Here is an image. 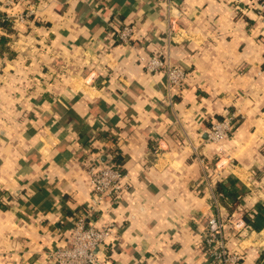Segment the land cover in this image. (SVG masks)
Segmentation results:
<instances>
[{
	"label": "crops",
	"instance_id": "crops-1",
	"mask_svg": "<svg viewBox=\"0 0 264 264\" xmlns=\"http://www.w3.org/2000/svg\"><path fill=\"white\" fill-rule=\"evenodd\" d=\"M0 29V264H56L93 190L91 162L118 152L125 187L93 217L113 227L102 264H215L219 212L239 264H264V17L259 0H27ZM135 28L131 45L116 32ZM183 68L179 89L141 60ZM236 114L229 139L212 125ZM222 188L216 208L210 185Z\"/></svg>",
	"mask_w": 264,
	"mask_h": 264
},
{
	"label": "built area",
	"instance_id": "built-area-1",
	"mask_svg": "<svg viewBox=\"0 0 264 264\" xmlns=\"http://www.w3.org/2000/svg\"><path fill=\"white\" fill-rule=\"evenodd\" d=\"M27 0H4L3 8L12 9L16 4L23 5ZM166 6L168 14L166 22L168 24L167 35L171 37L174 32L175 18L171 10V0H167ZM258 14L264 17V0L257 3ZM33 11L19 14L18 16L11 12H4L0 9V24L4 21H21L29 18ZM1 29V27H0ZM116 38L119 42L131 45L135 28L132 25H125L116 32ZM145 70L150 73L164 72L167 87L170 90L179 89L187 78V72L180 67L173 66L161 56L153 55L148 59L141 60ZM236 114L224 116L222 120L215 122L209 131V140L212 143L220 144L229 139ZM93 190L92 197L85 211L77 216L74 221L72 232L65 244L51 252V256L56 264H102L98 251L103 250L106 242L115 236L113 227L98 229L92 221L93 217L100 212L101 208L107 203L113 201L115 197L123 191L127 175L125 172L117 169L113 161L107 164L91 162L87 171ZM210 195L214 206L219 205V194L215 192L213 184L210 185ZM226 223H230L237 230H243L246 224L242 218H233L230 216L228 221L223 219L219 212L212 216L207 223L203 233L204 244L208 258L215 264H239L242 256L229 249L224 236Z\"/></svg>",
	"mask_w": 264,
	"mask_h": 264
},
{
	"label": "trees",
	"instance_id": "trees-1",
	"mask_svg": "<svg viewBox=\"0 0 264 264\" xmlns=\"http://www.w3.org/2000/svg\"><path fill=\"white\" fill-rule=\"evenodd\" d=\"M0 27H1V29H4L5 31L10 33L11 27H12V21L1 22ZM5 41H6L5 37L1 38L0 44H2ZM112 161H113L114 166L117 169H119L122 172H125L124 168H123V164H122V158L118 152H116L114 154ZM221 190H222V188L220 187V185L217 188H215V192L219 194V199L222 197V191Z\"/></svg>",
	"mask_w": 264,
	"mask_h": 264
}]
</instances>
